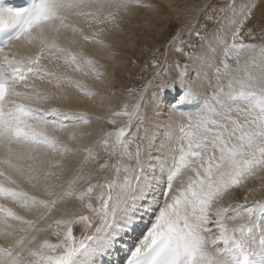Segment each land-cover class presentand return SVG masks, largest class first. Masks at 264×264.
<instances>
[{
	"label": "snow or ice",
	"instance_id": "6c2138e0",
	"mask_svg": "<svg viewBox=\"0 0 264 264\" xmlns=\"http://www.w3.org/2000/svg\"><path fill=\"white\" fill-rule=\"evenodd\" d=\"M148 7L0 0V264H264V197L247 203L264 190L249 188L264 180V22L259 36L247 29L252 42L241 35L253 0L201 37L219 52L210 76L194 53L154 59L153 79L109 110L113 129L94 132L99 117L53 106L69 89L100 95L72 75L107 84L83 44L111 49L104 37ZM150 102L168 113L155 119L166 129L157 154L146 151L158 139L145 126ZM243 189L245 203H223Z\"/></svg>",
	"mask_w": 264,
	"mask_h": 264
},
{
	"label": "rangeland",
	"instance_id": "374dc122",
	"mask_svg": "<svg viewBox=\"0 0 264 264\" xmlns=\"http://www.w3.org/2000/svg\"><path fill=\"white\" fill-rule=\"evenodd\" d=\"M248 2H250V0H180V12L184 11L185 14H188L189 16H194L195 14L199 13L194 25L186 23L185 25L183 22H180L178 19L180 16H174L172 13L173 11L169 8H166L161 3L160 5L162 6H160L159 3H156L157 5L154 4L155 9H160L162 11H165L166 9V11L169 13H165L163 18L160 19H155L153 17L152 20L150 19L147 21V17H145L144 14L146 10L145 8L134 9V13L129 15L131 18L125 17L121 22V28L125 29L124 34L119 36L111 32L104 37L109 43H111L112 38L117 40V44H112L113 49H110L112 53H115V58L119 59V64L115 69V76L110 78V82H112L115 86L116 94L113 96L115 97L116 101L122 106L121 102L128 99L127 90L129 88L140 89L142 86L146 85L149 80L153 79L154 73L157 71V69L152 68L150 65L154 59H158L161 64L165 62L170 64L171 62L174 63V59L184 63L187 60V57L183 54L184 52L194 53L199 56L200 51L203 50L205 41L201 39V37H208V34L212 33L213 31H218L222 27L220 24L221 20L225 15L231 14L230 5L233 3L242 5ZM253 2H256V0H253ZM263 5L264 0L260 1L256 5L255 9L253 10L252 19L248 22V24L245 25V29L241 33L245 43L252 42L250 38L245 35L249 27L254 25L257 26L256 35L259 36L258 25L261 22H264ZM162 7H165V9L163 10ZM145 21H147L148 24L144 23ZM181 30H184V32ZM198 32L200 35L196 34ZM174 37H178V39H174ZM181 41H183V43ZM177 48H180L183 51H177ZM169 55L170 59L166 61L169 58ZM217 58L218 57H216V59ZM103 65H105L104 69L108 68L107 61L104 62ZM121 69H125V71L122 72L120 71ZM90 87L96 90L94 85ZM55 104L57 105L58 103L55 102ZM55 104L53 106H55ZM91 118L95 119L96 117L94 116ZM116 119L117 126H119L120 123L123 124L126 120V118ZM106 121L107 119L102 120L100 118V122L98 123L99 125L93 124L92 130L95 132L96 129L100 128L113 129L114 126L107 124ZM260 182H263L264 184L263 180H254L250 182L249 188L258 187L257 189H260ZM246 191L247 189L236 191L233 195H230V200L227 198L225 199L224 204L244 203ZM262 195L264 196V190L256 192L255 195L250 197L247 202H252L253 199H259L263 197ZM51 238L55 237L51 236Z\"/></svg>",
	"mask_w": 264,
	"mask_h": 264
},
{
	"label": "bare ground",
	"instance_id": "6f19581e",
	"mask_svg": "<svg viewBox=\"0 0 264 264\" xmlns=\"http://www.w3.org/2000/svg\"><path fill=\"white\" fill-rule=\"evenodd\" d=\"M142 1L145 4H149V5L153 6V7L145 8L146 10H145L144 14H145V17H147L146 18L147 21H149L150 19L152 20L153 17L155 19L163 18V15L165 13H169L168 11H166L165 7L171 9L173 11L172 13H173L174 16L175 15L180 16L178 19L180 20V22H183L184 24L186 23V24H193L194 25L196 19L199 16L198 15L199 13L195 14L194 16H189L188 14H185L184 11L180 12L179 11L180 0H142ZM260 1H262V0H256L255 4L257 5ZM156 3H159V5H160V3L163 4L165 7H162V9L163 10L165 9L166 12L162 11L160 9L156 10L155 6H154V4H156ZM160 6H162V5H160ZM133 11L134 10H132L131 14L134 13ZM256 14H257V12H256ZM126 17L131 18V16H129V15L126 16ZM260 17H261V15H260ZM147 21H145L144 23L148 24ZM124 30L125 29L121 28L120 30L113 31V33H115V34L120 36L121 34H124ZM146 30H148V29H146ZM182 32H184V30ZM216 32L217 31H213L212 33L208 34V37L209 38H213ZM181 35H179V36H181ZM131 37H132V34H131ZM116 38H118V37H116ZM105 40H106V38H105ZM111 40H112L111 44H113V45L117 44L116 43V41H117L116 39L112 38ZM130 41H131V39H130ZM130 46H132V45H130ZM83 48L85 49L84 51H85V53L88 56H90V57L94 58L95 60L99 61L101 64H104V62L107 61L108 68L104 69L105 76L103 77V79H105L107 81V84H100L97 80H95L91 76H82L79 73H72V75L75 78L83 80L88 86L94 85V87L96 88V91L98 93H100V95L97 96L95 100H89V99L83 97L75 89H69L68 91H69V94H70V97H71L70 101H69V99L68 100L56 101L58 103L57 107H60V108H62L64 110H71V111H74V112H83V113L87 114L89 117H94L95 116V117L101 118L102 120L103 119H108L109 118V110L110 109L113 110V111H119L120 108H121V104L119 102H117L115 97L113 96L114 94H116L115 86L113 85L112 82H110V78L115 76V73H116L115 69H116V67L119 64L118 63L119 59L115 58V56L112 55V51L110 49H103V48H101L100 46H98V45H96L94 43H84L83 44ZM170 55H169V58L166 61H168L170 59ZM199 57L201 58V62L199 64V67H201L202 70L205 73H208L209 76H210V71L209 70L211 69L212 64L213 63H218V59H219L218 49H216L214 47H210L208 41L205 40L204 41V45H203V50L200 51ZM216 57H218V58L216 59ZM204 60H207L208 63L205 64L203 62ZM175 61H177V60L174 59V62ZM170 64H173V63L171 62ZM120 71L123 72V71H125V69H121ZM88 80H90V81H88ZM40 86L45 88L46 90H50V91L52 90V89L49 88V86L47 84H41ZM101 101H103V103ZM165 106L166 105L160 104L159 102H150L149 105L146 106V112L148 113V116L150 118H152L153 122L149 123V124H147L145 126L150 130V132L152 134H154L156 137H158V139L155 140L154 146L151 149L146 148V151H151L153 154H157L156 150L159 148L160 140L163 138L162 137V133L164 131H166V129L157 128L156 122H155V119L160 117V116L167 117L168 113L163 111ZM97 125H99V124H97ZM132 131L133 132L135 131V127H133ZM140 135L141 136L144 135L143 130L141 131ZM141 143H143V142H141ZM105 175H107L108 178H112L110 174L106 173ZM262 184H263V182L261 183V185ZM261 185L259 187H261ZM230 198H231V196L227 197V199H229V200H230ZM224 201H223V203H224ZM94 203H95V201H94ZM85 213H86V215L88 214L87 212H85ZM23 215H25V213H23ZM74 234L80 235L79 226L74 228ZM49 238L52 240L53 243L56 242V238H51V236H49ZM0 243H2V241H0Z\"/></svg>",
	"mask_w": 264,
	"mask_h": 264
}]
</instances>
